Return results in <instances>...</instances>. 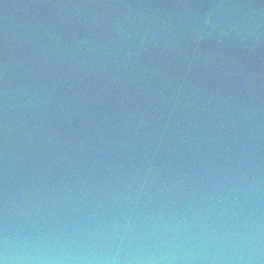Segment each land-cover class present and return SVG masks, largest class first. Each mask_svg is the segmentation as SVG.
Here are the masks:
<instances>
[{"label":"water","instance_id":"water-1","mask_svg":"<svg viewBox=\"0 0 264 264\" xmlns=\"http://www.w3.org/2000/svg\"><path fill=\"white\" fill-rule=\"evenodd\" d=\"M9 33L0 262L264 264V0H0Z\"/></svg>","mask_w":264,"mask_h":264},{"label":"clouds","instance_id":"clouds-1","mask_svg":"<svg viewBox=\"0 0 264 264\" xmlns=\"http://www.w3.org/2000/svg\"><path fill=\"white\" fill-rule=\"evenodd\" d=\"M0 264H3V262H0Z\"/></svg>","mask_w":264,"mask_h":264}]
</instances>
